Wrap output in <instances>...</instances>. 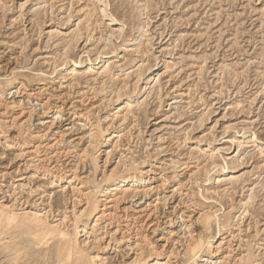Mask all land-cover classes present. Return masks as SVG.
Listing matches in <instances>:
<instances>
[{"label":"rangeland","instance_id":"1","mask_svg":"<svg viewBox=\"0 0 264 264\" xmlns=\"http://www.w3.org/2000/svg\"><path fill=\"white\" fill-rule=\"evenodd\" d=\"M121 163L144 184L98 223ZM0 203L66 217L98 264H224L220 244L226 264H264V0H0ZM191 236L212 240L195 263ZM60 249L0 224V264H75Z\"/></svg>","mask_w":264,"mask_h":264},{"label":"bare ground","instance_id":"2","mask_svg":"<svg viewBox=\"0 0 264 264\" xmlns=\"http://www.w3.org/2000/svg\"><path fill=\"white\" fill-rule=\"evenodd\" d=\"M109 14V13H108ZM104 15V13H103ZM111 16V15H110ZM75 40V39H74ZM72 41V40H71ZM68 48V47H67ZM67 50V49H66ZM64 56H65V60L66 61L68 59V55H67V52H65L64 50ZM89 58V57H88ZM64 59V58H62ZM56 61V60H55ZM80 61V60H79ZM90 61V60H89ZM69 62V61H67ZM67 62H64L67 63ZM74 63V61H73ZM79 63V62H78ZM55 64V63H54ZM93 67V65H92ZM54 68V66H53ZM76 68V66H75ZM105 68V67H104ZM144 68V67H143ZM110 74V73H109ZM139 74H141L139 72ZM73 76V75H72ZM75 76V74H74ZM73 78V77H72ZM139 78V76H138ZM141 78V77H140ZM76 79V78H75ZM138 81V80H137ZM73 83V82H72ZM137 83V82H136ZM74 84V83H73ZM72 84V85H73ZM79 84V83H78ZM70 86V85H69ZM72 88V87H71ZM120 90V89H119ZM118 90V91H119ZM127 90H129L127 88ZM135 91V90H132V92ZM122 93V92H121ZM114 94V93H113ZM136 95V94H135ZM119 98V96H118ZM117 98V99H118ZM128 99V98H127ZM132 100V99H131ZM110 102V101H109ZM107 102V103H109ZM118 102V100H117ZM131 103V102H130ZM46 104V103H45ZM129 105V104H128ZM131 105V104H130ZM46 106V105H45ZM78 108V107H77ZM128 109V108H127ZM131 109V108H130ZM126 110V109H125ZM123 111V110H122ZM128 111V110H127ZM62 113V112H61ZM118 113V111H117ZM124 113V112H123ZM129 113V111H128ZM92 114V113H91ZM115 114V113H114ZM122 114V113H121ZM120 114V115H121ZM115 116V115H114ZM117 117V116H116ZM115 117V118H116ZM119 117V116H118ZM123 117V116H122ZM125 117V116H124ZM127 118V117H125ZM129 118V117H128ZM105 119V118H104ZM108 119V118H107ZM110 119V118H109ZM114 121V120H113ZM123 122V121H121ZM93 123V122H92ZM91 123V124H92ZM112 123V122H111ZM94 125V124H92ZM112 125V124H111ZM97 127V126H96ZM98 128V127H97ZM119 128V127H117ZM95 129V128H94ZM90 130V129H89ZM101 130V129H100ZM97 131L96 133L92 134V137H91V141H92V147H94V149H98L99 148V152L102 148H100V145L106 143V144H109V142L112 140H108L107 139V136H106V132L104 131ZM110 130V129H109ZM92 131V130H91ZM96 131V130H95ZM119 131V130H118ZM110 132V131H109ZM121 132V131H120ZM91 133V132H90ZM66 135V134H65ZM116 135V134H115ZM114 135V136H115ZM62 136V134H61ZM60 136V137H61ZM120 137V136H119ZM109 138V137H108ZM255 138V136H254ZM62 139V138H61ZM256 139V138H255ZM108 140V141H107ZM121 140V139H120ZM102 141V143H101ZM60 143V142H59ZM90 143V142H89ZM118 143V142H117ZM116 143V144H117ZM111 144V143H110ZM120 144V143H119ZM118 145V144H117ZM104 146V145H103ZM119 146V145H118ZM102 147V146H101ZM114 147H117V146H114ZM90 148V149H91ZM85 152V151H84ZM98 152V153H99ZM110 152V151H108ZM114 152V151H113ZM216 152V151H215ZM97 153V155H98ZM116 153V152H115ZM217 153V152H216ZM215 153V154H216ZM85 155V153H83ZM108 154V153H107ZM218 154V153H217ZM88 155V154H87ZM96 155V158L92 159V162H93V165L96 167L97 166V163H98V160H99V156ZM102 155V153H101ZM125 156V155H124ZM110 154H108L107 156V159H106V164L111 161L110 159ZM123 158V156H122ZM126 160V159H125ZM214 160V158H213ZM215 161V160H214ZM119 163V162H118ZM122 164V163H121ZM123 165V173L122 175H119L120 173H118V170H119V167H115L113 169V171L111 172V174L109 175L110 178L109 180L111 181H114L116 184L113 185V189L111 192H109V195L111 197V200L110 199H105L104 202H108V203H103L101 204V206L103 207L100 211V216L96 219L99 222H102L103 220H110V218H112L113 216V212H111V206L108 204L109 203H116L117 204V201H118V198H117V194H112L113 192L115 191H118L119 189H122L124 187H128L130 186L131 188H134L135 190V193L137 194L138 191H139V186H141L142 184H144V179L142 178L143 176H138L136 174H132L131 172H135L137 170H135V168L131 165H125V164H122ZM136 166V165H135ZM140 168V167H139ZM200 167L198 166V169ZM217 168V167H216ZM85 169V168H84ZM121 169V170H122ZM201 169V168H200ZM72 171V170H71ZM197 171V170H196ZM138 172V171H137ZM142 172V171H141ZM64 173V172H63ZM126 173H130L128 175H125ZM142 174V173H141ZM60 175V174H59ZM193 175V174H192ZM56 179L58 180H63L61 178V176H55ZM88 178V177H87ZM22 180V179H21ZM109 181V182H110ZM62 182V181H61ZM71 186L73 185H76V183L78 182V177L75 173H73V177L69 179L68 181ZM149 182V181H148ZM94 183V182H93ZM79 185V183H78ZM70 186V187H71ZM77 187V186H76ZM75 187V188H76ZM82 187V186H81ZM96 187V186H95ZM97 187H99V190L97 191L96 194L100 193V189L101 187L98 185ZM111 187V186H110ZM85 188V187H84ZM77 189V188H76ZM83 189V188H82ZM98 189V188H97ZM73 191H75L74 189H72ZM81 190V189H80ZM78 190V192L80 191ZM124 190V189H123ZM130 190V189H129ZM64 191V190H63ZM77 192V191H76ZM104 192V191H103ZM122 192V191H121ZM134 192V191H133ZM89 193V192H87ZM129 192L125 191L124 192V196L126 197L127 194ZM77 194V193H75ZM80 194V192H79ZM77 194V195H79ZM85 194V193H84ZM135 194V195H136ZM152 194V193H151ZM86 195V196H85ZM84 197L85 198H88L87 201H86V205L87 207L85 208V210L82 212V216L83 215H93L94 213H97L98 210L100 209V202L102 201H99L98 198L96 197L97 195H87L85 194ZM72 198V197H71ZM74 198V197H73ZM82 198V197H81ZM84 198V199H85ZM121 198V196H120ZM77 199V198H76ZM75 199V200H76ZM126 199V198H125ZM79 200V199H78ZM86 200V199H85ZM110 200V201H109ZM124 200V199H123ZM74 201V200H73ZM80 202V201H79ZM114 203V204H115ZM12 205V204H11ZM14 205V204H13ZM117 207V206H116ZM14 208V206H13ZM53 208V207H52ZM188 208V207H187ZM10 209H12V206H7V205H4L2 203H0V224H5V225H16V226H19V225H26L27 227H29L30 229H35L36 232H38V234L44 236V237H47V236H50V237H54V238H58L60 243H61V249H60V255L63 256L64 254H68L69 258H72L74 259L75 261V264H98V261H102L101 258H99V256H93L91 258H88V256H85L84 253H82L80 247L78 246L77 244V234H78V228L75 227L74 228V232L73 233H70V231L68 232V230H65L62 228V225H63V222H66V217L65 218H62L63 221L62 223H49L48 219L51 217V215L53 214V210L50 209L49 211L43 213L41 210H38V209H35V210H26L24 209L22 211V213H18V212H14V211H10ZM66 209V208H65ZM114 209V208H113ZM21 212V209H19ZM190 210V209H189ZM17 211V210H16ZM194 211V210H193ZM182 217L181 218H184V217H187V219L184 218V220H188V221H184L186 223V227L189 229L192 225H188L187 222H190L192 216L188 217V216H185V212H182ZM54 215V214H53ZM52 215V216H53ZM217 216V215H216ZM214 216L213 219H215V222L217 221V223H219V219L218 217ZM54 217V216H53ZM55 218V217H54ZM53 218V219H54ZM69 218V217H68ZM85 218V217H84ZM87 218V217H86ZM115 218V217H114ZM218 219V220H217ZM50 220V219H49ZM59 220V219H58ZM173 220V219H172ZM88 221H91V220H88ZM212 221V217L209 215V214H200V216L197 218V221L198 223L202 224L203 226H208ZM78 222V221H77ZM77 222H76V225H77ZM85 222V221H84ZM87 223V222H85ZM97 223V224H98ZM184 223V224H185ZM216 223V224H217ZM214 224V223H213ZM66 225V224H65ZM100 226V224H99ZM220 226L219 225V229H220ZM11 227V226H10ZM9 227V228H10ZM66 228V227H65ZM104 229V228H103ZM218 229V230H219ZM222 230V229H221ZM103 231V230H102ZM191 232V230H189ZM91 232V231H90ZM189 232V233H190ZM220 233V232H219ZM105 235V234H104ZM124 237V236H123ZM184 237V236H183ZM102 238V237H101ZM97 240V239H96ZM99 241V240H98ZM97 241V242H98ZM185 241V240H184ZM223 242V241H222ZM183 243V242H182ZM188 243L189 245L186 246L187 247V251L191 254V258L189 261L194 262L198 259V258H202L201 253L203 252V249L204 247H207V249H210L212 246V240L209 239V241H202L201 239L199 241H195L194 239V236H191V238L189 239H186L185 241V244ZM215 244V243H214ZM42 246V244H41ZM108 246V245H107ZM137 246V245H136ZM153 248V247H152ZM213 248V247H212ZM230 248H225L220 244V245H217L216 249L214 248V250H216V253L214 256H218L216 258H220L222 263L226 264L227 261H229L231 259V250H229ZM133 250V249H132ZM212 252V251H211ZM173 255V254H172ZM209 255H213L212 253L209 252ZM157 256V255H156ZM247 256V255H246ZM138 258H134L135 260L133 261V264H142V262L145 264L147 263V260L146 259H142L141 255L137 256ZM213 257V256H211ZM59 258V257H58ZM141 258V259H140ZM243 258V257H242ZM174 259V258H173ZM206 259V258H205ZM104 260V259H103ZM238 260V259H237ZM206 260L202 261L205 262ZM231 261V260H230ZM241 261V260H240ZM176 262H171V260H167V262H165V264H175ZM104 264V263H103ZM159 264V263H158ZM229 264V263H228ZM231 264V263H230Z\"/></svg>","mask_w":264,"mask_h":264}]
</instances>
